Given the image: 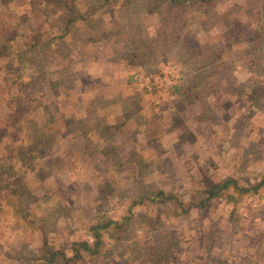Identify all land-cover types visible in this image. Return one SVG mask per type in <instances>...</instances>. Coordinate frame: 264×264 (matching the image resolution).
Wrapping results in <instances>:
<instances>
[{
    "label": "rangeland",
    "instance_id": "obj_1",
    "mask_svg": "<svg viewBox=\"0 0 264 264\" xmlns=\"http://www.w3.org/2000/svg\"><path fill=\"white\" fill-rule=\"evenodd\" d=\"M36 1L0 0V264H70L47 253L74 254L128 206V247L111 225L71 264H264V185L219 186L264 174L259 0L187 1L168 26L146 10L157 0H63L76 11L66 29L59 6L47 16ZM205 46L206 87L176 95ZM18 174L23 194L9 190ZM157 189L172 199L141 200Z\"/></svg>",
    "mask_w": 264,
    "mask_h": 264
},
{
    "label": "trees",
    "instance_id": "obj_2",
    "mask_svg": "<svg viewBox=\"0 0 264 264\" xmlns=\"http://www.w3.org/2000/svg\"><path fill=\"white\" fill-rule=\"evenodd\" d=\"M32 1H34L33 2L34 4H35V2L38 3L36 0H32ZM39 1H41V0H39ZM44 1L48 2L47 7L43 10V13L47 16L51 12L50 10L52 9V7H56V6L60 7V9L63 11L62 12V23H63L64 29H66L68 24L74 18L73 15L76 13V11L73 12L70 9L71 10V13H70L69 5L68 4L65 5L63 0H44ZM108 1L112 3V2H116L117 0H108ZM126 1L128 2V0H122L121 1L122 8H124L126 6ZM187 1H190L194 5L204 3V6L205 5L206 6L214 5V3H215V0H157V1H153V2L148 3L146 5V8H147L146 10L152 12L153 10H155V6H158V13L160 16L159 20H160L162 26L163 25L166 26L165 23L167 22L168 19L170 21H172V20L174 21V19L178 18L177 20L180 23V21L182 19V11L181 10L183 9V7L185 6ZM162 3H165L166 6H164ZM251 8L254 12H258L259 19L263 21V15H262L261 11H264V0H259L255 4V6H252ZM240 9H241V7L238 4H234V5H231L230 7H228V9L226 10V13L227 14L232 13V12L240 13L241 12ZM216 12L217 11H215L214 13H216ZM135 13L138 15V12H135ZM208 18H209V16L206 17L202 22H205L206 20H208ZM169 22H167V26H168ZM259 30L264 32V26H262V29H260V28L256 29V31L258 33H260ZM137 31L139 33L142 31V29L138 28ZM173 32L174 31H171L169 33V35L172 36ZM250 37H252V36L250 35ZM134 43H136V42H132V44H134ZM250 45L251 46L248 48V50L256 52V50H255L256 44H250ZM199 52L200 53H198V54L195 53L197 55H195V54L194 55H186V57L188 59L187 62H189V63H186L189 65V66H187L189 68V71L186 73V77H183V82H184L183 85L179 84V85L173 86L174 91L177 92L176 95H178V96L181 95L182 97H185V94L188 93L187 97L193 98L194 93H195L194 92L195 88H198V90H197L198 91L197 95H198L201 93V89L206 87V85L208 83V82H206L207 80H205V76H204V74L206 73V63L208 62L206 60V57L208 54L212 55V53H215V52H213L209 48V46H205V47L200 48ZM257 56H258V54H257ZM195 58L198 59L196 63L194 62ZM253 59H255V58H253ZM192 62H193V64H192ZM185 84H187V86H185ZM30 149H31V147L29 145L25 146L22 149L23 151H26L24 153V155L29 154L28 152ZM138 153L139 152L137 151V154ZM137 154H136V156L138 157V159L135 160V166H136V169L139 170V176L141 177V173L146 172V169H147L146 167L148 165V161L145 158L141 157L140 155L138 156ZM21 156L23 157V155L20 154V157ZM14 177L15 178L12 180V182H13L12 184H14V185L9 190L14 191L15 194H20V193L23 194V192H22L23 183H21V179H20L22 176L20 177V175L18 174ZM228 183H233L234 189L240 193L255 192L260 187H263V185H264V174L261 176L259 181H257L254 184H251V185L247 184V186H245V187L238 186L236 184L235 180L226 181L223 184H219V186H221L222 189H225V187ZM207 189H208L207 190V193H208L207 198L208 199L213 195H217L216 191H215V187L207 185ZM154 192L156 194H154V193L152 194V192H147L146 194L141 195L140 196L141 200L145 199V200L155 201V200H157V198L172 199V197H173L169 194L164 193L160 189H157V191H154ZM228 197L230 200H234V197L231 194H228ZM202 202L203 203H201L200 207L203 206V204L205 203V200H203ZM131 217H132L131 208L128 206L126 209L125 216L122 217L123 219H119L117 221L107 219L105 221H97V222L92 223L91 227L89 228L91 231V238L93 239L92 242H89L88 240H84L82 242L74 243V247H73L74 254H71L70 256H66V257H65L64 252H62V251L48 252L47 253L48 261H49L48 263H52L53 261H55V259H58V257H61L62 261H64V263H70V264L75 263V260L80 257V255L77 251L78 247H81L88 256L93 257L94 255H96V253H98L97 249L100 247V245L102 243L103 233L100 231L106 230V228H108L111 225L114 227V230L111 232H108V233L110 234L111 238L117 234L116 240L118 241V242L114 241L113 246L121 245L120 246L121 249L127 248L129 245V242H128L129 241L128 223H129ZM117 229H119V230H117ZM76 245H78V246H76ZM154 260L156 261L157 257L154 258Z\"/></svg>",
    "mask_w": 264,
    "mask_h": 264
}]
</instances>
